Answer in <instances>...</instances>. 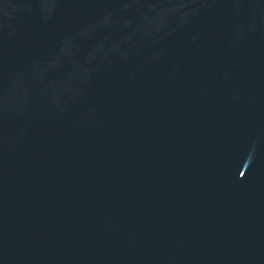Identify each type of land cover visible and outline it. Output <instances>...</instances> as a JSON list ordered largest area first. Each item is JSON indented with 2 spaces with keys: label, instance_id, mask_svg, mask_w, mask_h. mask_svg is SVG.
<instances>
[{
  "label": "water",
  "instance_id": "1",
  "mask_svg": "<svg viewBox=\"0 0 264 264\" xmlns=\"http://www.w3.org/2000/svg\"><path fill=\"white\" fill-rule=\"evenodd\" d=\"M45 264H264V0H203L119 160Z\"/></svg>",
  "mask_w": 264,
  "mask_h": 264
}]
</instances>
